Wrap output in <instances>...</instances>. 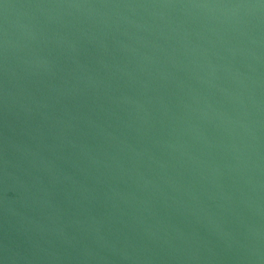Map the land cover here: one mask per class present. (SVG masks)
<instances>
[{
  "label": "water",
  "instance_id": "95a60500",
  "mask_svg": "<svg viewBox=\"0 0 264 264\" xmlns=\"http://www.w3.org/2000/svg\"><path fill=\"white\" fill-rule=\"evenodd\" d=\"M0 264H264V0H0Z\"/></svg>",
  "mask_w": 264,
  "mask_h": 264
}]
</instances>
